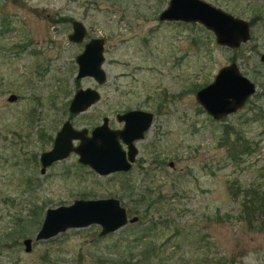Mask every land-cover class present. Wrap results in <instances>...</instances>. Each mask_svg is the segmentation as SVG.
Segmentation results:
<instances>
[{"label": "rangeland", "instance_id": "374dc122", "mask_svg": "<svg viewBox=\"0 0 264 264\" xmlns=\"http://www.w3.org/2000/svg\"><path fill=\"white\" fill-rule=\"evenodd\" d=\"M207 1L246 19L250 38L232 48L201 23L159 20L168 0H0V238L18 228L13 213L28 212L26 200L4 203L19 194L44 209L117 197L147 227L122 246L114 240L133 222L99 243L98 224L68 228L26 251L22 239L36 226L0 240V264H98L97 253L119 248L132 254L129 264H264V221L239 214L247 191L264 190V0ZM73 18L87 27L81 42L67 37ZM92 36L105 40L103 83L76 77L75 56ZM231 61L256 88L216 120L195 92ZM79 87L97 89L100 99L71 112ZM136 108L154 116L129 170L99 174L71 151L40 172L39 154L52 145L46 138L64 120L89 133L103 116L121 127L115 115Z\"/></svg>", "mask_w": 264, "mask_h": 264}, {"label": "water", "instance_id": "95a60500", "mask_svg": "<svg viewBox=\"0 0 264 264\" xmlns=\"http://www.w3.org/2000/svg\"><path fill=\"white\" fill-rule=\"evenodd\" d=\"M158 19L201 23L213 32L218 44L232 48L250 38V24L246 19L207 0H168ZM86 33V25L80 19L73 18L68 39L81 42ZM104 41L103 36H92L84 42L82 50L75 56L76 77L92 76L98 83L106 80ZM260 59L264 60V52ZM255 88V82L240 71L235 61H231L218 69L212 81L196 90L195 98L209 115L221 120L243 107ZM8 99L15 100L16 95L10 94ZM99 99L97 89L79 87L74 91L68 109L81 112ZM115 116L124 123L121 128L110 127L108 117L103 116L101 123L89 133L87 128H75L69 119L64 120L53 136L51 147L39 154L40 172L45 173L48 166L67 157L71 151L78 154L80 163L89 165L99 174L129 170L138 153L135 141L144 137L154 114L150 110L136 108ZM73 139H78V143L74 144ZM137 220L138 215L129 216L117 197H79L69 204L47 207L34 236H25L22 242L25 250L29 251L33 240L51 238L68 228L98 224V235L104 236Z\"/></svg>", "mask_w": 264, "mask_h": 264}, {"label": "trees", "instance_id": "16d2710c", "mask_svg": "<svg viewBox=\"0 0 264 264\" xmlns=\"http://www.w3.org/2000/svg\"><path fill=\"white\" fill-rule=\"evenodd\" d=\"M67 18L68 17L63 16L60 19L68 20ZM41 135H43V133ZM224 136H225V142H226V140L228 139L227 130L225 131ZM46 139L47 141H52L53 136L49 134ZM246 149H248V146L246 143H244V146L241 147V151H245ZM32 156L34 157V159L36 158V154ZM23 193H24V189L22 190V194ZM24 200H26L25 202L29 204V207L27 208L28 209L27 214L26 215L23 214L24 208H19V210H17L15 213L12 214V217L15 222L14 224H17L18 228L13 231H8V232L3 233L4 236L0 238L1 241L8 239L10 236L13 237L14 233L22 234L23 232H26V231L27 232L32 231L33 229L36 228V226L40 225L45 209L44 207L38 205L36 201L30 198H27V197H22V195L20 196L19 194L17 196H11V197L7 196V199H5L4 203L9 202L12 205H19L21 203L22 205V201ZM154 203L155 202H148L147 207L153 206ZM239 214L243 216L246 215L247 220L250 222L252 221L258 222V219L261 221H264V190H260L256 188V189L247 191L244 199L242 200L241 209H240ZM138 219H139V216H138ZM128 225L129 226H126V227L124 226L125 228H122L120 235L118 236L117 239L114 240L113 245L122 246L123 243L126 242V240H127L126 244L130 245L131 242L133 243L137 240H141L147 234L145 232V229L147 227L145 228L139 225V220L136 222H133L132 224L129 223ZM110 234L111 233H108L104 236L98 235L95 241L99 243L102 240H104L106 236ZM129 236L131 237L129 238ZM119 249L121 250H118L117 253L116 252L112 253L110 251H101L97 253L98 264H129L131 259L133 258L132 254L130 256H123L124 248L123 249L119 248Z\"/></svg>", "mask_w": 264, "mask_h": 264}, {"label": "flooded vegetation", "instance_id": "af4514ba", "mask_svg": "<svg viewBox=\"0 0 264 264\" xmlns=\"http://www.w3.org/2000/svg\"><path fill=\"white\" fill-rule=\"evenodd\" d=\"M123 124H124V123L122 122V126H123ZM108 125H109V124H108ZM122 126H121V127H122ZM121 127H119V128H121ZM135 143H136V141H135ZM122 145H123V143H122ZM123 147H124V146H123Z\"/></svg>", "mask_w": 264, "mask_h": 264}]
</instances>
